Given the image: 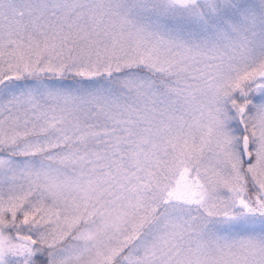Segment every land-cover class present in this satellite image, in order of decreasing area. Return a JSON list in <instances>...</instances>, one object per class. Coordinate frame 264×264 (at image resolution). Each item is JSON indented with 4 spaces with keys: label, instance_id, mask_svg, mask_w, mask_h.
Instances as JSON below:
<instances>
[{
    "label": "snow or ice",
    "instance_id": "1",
    "mask_svg": "<svg viewBox=\"0 0 264 264\" xmlns=\"http://www.w3.org/2000/svg\"><path fill=\"white\" fill-rule=\"evenodd\" d=\"M0 264H264V0H0Z\"/></svg>",
    "mask_w": 264,
    "mask_h": 264
}]
</instances>
